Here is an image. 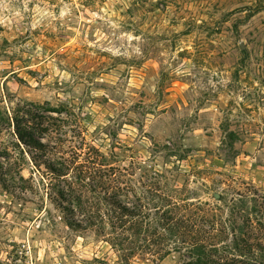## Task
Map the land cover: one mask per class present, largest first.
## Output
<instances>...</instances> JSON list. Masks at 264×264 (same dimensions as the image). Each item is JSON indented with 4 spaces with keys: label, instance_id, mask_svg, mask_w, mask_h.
Segmentation results:
<instances>
[{
    "label": "rangeland",
    "instance_id": "obj_1",
    "mask_svg": "<svg viewBox=\"0 0 264 264\" xmlns=\"http://www.w3.org/2000/svg\"><path fill=\"white\" fill-rule=\"evenodd\" d=\"M104 172L211 205L264 195V0H0V264H186L69 226Z\"/></svg>",
    "mask_w": 264,
    "mask_h": 264
},
{
    "label": "trees",
    "instance_id": "obj_2",
    "mask_svg": "<svg viewBox=\"0 0 264 264\" xmlns=\"http://www.w3.org/2000/svg\"><path fill=\"white\" fill-rule=\"evenodd\" d=\"M27 114L41 118L30 111ZM14 120L18 142L32 152L46 154L49 146L37 128H23L22 119ZM48 169L54 178L69 176L67 166L50 164ZM118 174L103 173L101 183L107 190L103 201L75 200L73 213L83 218L70 222L71 228L97 229L101 236L113 237L114 247L125 250L127 245L134 257L151 256L155 263L176 252L185 254L186 264H264V195L259 190L247 188L229 202L211 205L194 202L185 196V189L165 192L156 180H167L164 174L148 176L150 182L141 180L134 186L131 178L126 181L125 173ZM130 194L134 201L122 200Z\"/></svg>",
    "mask_w": 264,
    "mask_h": 264
}]
</instances>
